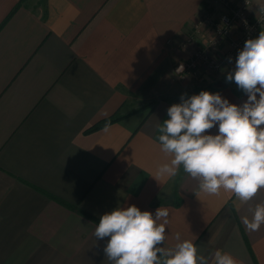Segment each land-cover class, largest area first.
Instances as JSON below:
<instances>
[{
  "label": "crops",
  "instance_id": "obj_1",
  "mask_svg": "<svg viewBox=\"0 0 264 264\" xmlns=\"http://www.w3.org/2000/svg\"><path fill=\"white\" fill-rule=\"evenodd\" d=\"M222 8L220 0H0V264H110L109 238L95 228L131 205L168 209L161 247L180 233L209 260L220 250L237 264H264V225L250 232L242 223L264 189L238 211L233 193H199L182 166L154 178L170 159L160 129L182 95L247 100L226 81L243 47L203 73L210 83L172 74L204 37L185 43L201 14ZM113 114L121 117L87 130Z\"/></svg>",
  "mask_w": 264,
  "mask_h": 264
},
{
  "label": "clouds",
  "instance_id": "obj_2",
  "mask_svg": "<svg viewBox=\"0 0 264 264\" xmlns=\"http://www.w3.org/2000/svg\"><path fill=\"white\" fill-rule=\"evenodd\" d=\"M226 81H234L247 95L242 105L201 91L188 98L182 95L181 103L167 109L159 142L170 159L158 166L154 178L166 181L182 166L199 182V193L219 197L231 192L239 211L264 189V31L245 41ZM217 125L218 134H208ZM249 211L251 219L244 216L242 223L250 232L259 231L264 203ZM168 218L167 208L159 207L153 215L135 205L117 207L100 217L94 235L109 238L103 251L110 264H237L220 250L210 260L199 255L193 240H181L180 233L174 247H161L167 240Z\"/></svg>",
  "mask_w": 264,
  "mask_h": 264
},
{
  "label": "built area",
  "instance_id": "obj_3",
  "mask_svg": "<svg viewBox=\"0 0 264 264\" xmlns=\"http://www.w3.org/2000/svg\"><path fill=\"white\" fill-rule=\"evenodd\" d=\"M220 3L223 8L216 13L204 11L193 27V34L186 37L185 43L190 44L203 31H210L204 45L174 65L172 74L176 77H189L201 64L209 69H219L229 57H235L247 39L255 38L264 27V11H261L264 0H220ZM234 28H238L236 38L232 36ZM225 46L221 57L210 51Z\"/></svg>",
  "mask_w": 264,
  "mask_h": 264
},
{
  "label": "rangeland",
  "instance_id": "obj_4",
  "mask_svg": "<svg viewBox=\"0 0 264 264\" xmlns=\"http://www.w3.org/2000/svg\"><path fill=\"white\" fill-rule=\"evenodd\" d=\"M216 10H220V9H212L211 11H209V13L210 12H212V11H215V13L217 12ZM219 12V11H218ZM196 24V23H195ZM207 29V28H206ZM209 33H210V31L207 29V31L205 30V31H203L202 32V35H200V36H197L196 38H195V41L198 39V37L200 38L201 36H203L204 35V37H201V39L199 40V44L200 45H204V42H205V40H206V38L208 37V35H209ZM193 34V31H192V33H191V35ZM258 35L259 34H257V36L256 37H258ZM255 37V38H256ZM201 42V43H200ZM199 45V46H200ZM210 51H212L214 54H215V56H219V57H221V54H222V52L224 51V49L223 48H221V47H217V48H215V49H210ZM182 59H185V58H182ZM181 60V59H180ZM179 61V60H178ZM177 61V62H178ZM176 62V63H177ZM220 68H222V66L220 67ZM219 68V69H220ZM219 69H217V70H213V69H209L208 67H206L205 65H199L197 68H196V70L194 71V73H191V75H189V77L187 76V77H182V78H178V77H176L175 75H173L174 76V78L175 79H177L178 81H180V82H186V81H188V80H192V81H195V82H199V83H201V84H206V83H210V82H208L209 81V79L208 78H210L211 76H212V74L213 73H215V72H217V71H219ZM205 71H206V74H207V76H210V77H206V75H203V73H205ZM209 71V72H208ZM197 73H199L200 75H197ZM212 82V81H211Z\"/></svg>",
  "mask_w": 264,
  "mask_h": 264
},
{
  "label": "trees",
  "instance_id": "obj_5",
  "mask_svg": "<svg viewBox=\"0 0 264 264\" xmlns=\"http://www.w3.org/2000/svg\"><path fill=\"white\" fill-rule=\"evenodd\" d=\"M121 117V115H117V114H113L109 117H106L98 122H96L95 124L91 125L89 128H87V130H95V129H99L102 128L116 120H118Z\"/></svg>",
  "mask_w": 264,
  "mask_h": 264
}]
</instances>
